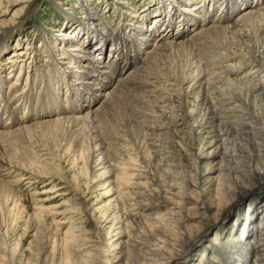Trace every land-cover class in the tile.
<instances>
[{"label": "bare ground", "instance_id": "6f19581e", "mask_svg": "<svg viewBox=\"0 0 264 264\" xmlns=\"http://www.w3.org/2000/svg\"><path fill=\"white\" fill-rule=\"evenodd\" d=\"M5 1L27 4L29 0H0V18L8 12V7L4 8ZM147 1L142 5L146 11L144 17H134L129 6L122 10L126 28L120 31L104 26L100 34L96 31H92L94 35L85 33L88 28L92 30L91 14H87L85 22H80L83 26L76 25L77 31L59 34V44L66 43L69 47L61 48L58 44L61 49L58 51L50 44L45 48L48 80L38 75L36 83L27 75L25 82L29 85L19 90L22 85L19 82L25 75V61L31 57L30 46L10 58L13 61L8 79L3 78L0 67V145L16 144L18 150L15 162L11 156L7 160L0 159V175H11L15 184L56 175L57 163L60 166L68 162L73 168L79 163L86 175L94 173L96 164L100 168L110 167L105 158L108 147L115 148L116 159L111 168L126 177L129 174L124 173L121 165L125 158L132 161L134 157L147 167L156 157L160 158L159 152L167 155L173 150L170 144L162 143L163 136L170 141L188 140L182 147L192 161V168L184 172L189 182L183 175L176 174L174 167L168 168L165 173L170 172L168 176L175 175V179L169 182L166 176L163 200L154 199L147 190H133L137 188L133 182L129 184L133 189L123 193L122 206H119L125 216L151 221L163 230V234L132 239L131 233L122 229L120 221H113L106 232L114 234L115 239L104 246L103 253L95 250L96 244L90 245L92 240L83 233L80 218L62 217L70 221L69 227L60 246H56V242L53 244L49 264H120L123 260L127 264H177L185 257L182 251L185 240L192 244L190 254L201 244L200 241L194 245L196 239L191 242L194 232H189V236L180 233L178 246L168 238L171 232L183 228V219L187 217L182 215V210L190 211L196 218L203 216V201L215 178L218 195L224 199L229 190L240 187L238 183L264 175V54L235 49L237 42L264 31V0H231L237 1L234 4L222 0L224 14L214 19L228 24L225 27H214L218 23L210 25L212 16L205 9L214 0H155L158 10L153 13ZM22 10H15L12 18ZM24 14L30 17L29 11ZM177 16L178 24L174 21ZM150 19L153 28L151 25L152 29L148 30L146 24ZM16 26L20 23L12 27ZM172 31L178 33V37L173 36ZM74 32L76 35L72 38ZM11 33V28L4 32L2 44ZM197 49L212 54L211 70L205 71L196 63ZM56 51L60 55V61L56 62L59 70L53 71V62L49 60H53ZM23 55L25 59L20 58ZM39 83L40 87L35 88ZM215 83L221 84L219 92L211 93V85ZM136 85L142 91L135 90ZM188 96L193 97L195 103L194 108L186 110ZM20 111L22 115L18 116ZM113 119L117 122L111 131L116 135L103 137L100 121L108 124ZM205 126L209 127V132L204 130ZM203 130L206 132L202 133ZM107 139H110L109 146ZM195 141V146L190 143ZM48 156L53 165L43 158ZM142 175L133 174L130 178L138 179ZM50 181L48 184L53 183ZM59 186L53 184L49 189L54 191ZM3 189H0L4 196L0 199V207L7 209L10 203L16 208L18 201ZM172 191L175 192L172 194ZM65 201L64 206L69 202L72 203L70 207L76 206L80 211L86 209L82 196H77L76 192ZM37 203L38 233L43 232L47 224L42 216V205ZM231 203L233 206L238 203L236 215H239V227H243L244 234L236 233L230 240L232 247L227 249L230 254L228 257L219 255V264H248L250 261L264 264V193L255 205L254 200L242 207L236 199ZM163 205L168 206L163 215L152 218L146 214ZM119 207H114L116 213ZM165 233L168 234L164 236ZM134 252L138 263L131 258Z\"/></svg>", "mask_w": 264, "mask_h": 264}, {"label": "rangeland", "instance_id": "374dc122", "mask_svg": "<svg viewBox=\"0 0 264 264\" xmlns=\"http://www.w3.org/2000/svg\"><path fill=\"white\" fill-rule=\"evenodd\" d=\"M237 1L233 2L231 0H227L230 4H234ZM144 3L145 0H29L27 4L23 1L9 4L5 1L4 8L8 7V12H5V16L0 18V25L2 26L0 28V67L3 68V78H9L8 74L11 72L10 67L13 61H10V58H12L14 54H17V51L30 46L32 50H30L31 57L25 61V65L23 67L25 75L23 80L21 78L19 82L22 84L18 87L19 90H21L24 85L29 83L25 82V77L27 75L29 76V79H33L32 82L36 83L38 75H44L46 80H48L49 73L47 72V65L49 63L47 61L48 59L44 58L46 54L44 50L46 47L48 48V45L50 44L53 46L55 45L58 51L61 50L59 49L61 43L59 44L57 41V39L60 38V36H58L59 34L64 35L67 33L70 34L72 31H77L78 28L75 29L76 25L77 27L83 26L80 22H85L84 18L87 14H91L92 30L89 31L88 28L84 30L85 33L89 32L91 35H94L96 33H93L92 31H96L97 34H100L103 31L102 27L104 26H109L111 31H120L121 29L126 28L123 26L125 22L123 17L124 12L122 10L125 11L130 7L131 12L133 11L132 15L136 18H141L144 17L146 13L145 9H142V5H144ZM147 3L151 7V13L158 10L157 2L155 0H148ZM138 4L140 7L136 6ZM212 4L205 9V12H208L213 18H211L210 25L213 26L218 23L214 27L227 26L228 24L223 23V21L219 22L217 20L218 18L214 19L217 15L224 14L225 6H222V0H214ZM176 9L182 10V7H177ZM15 10H22V13L12 18L13 14L16 12ZM28 11L30 13V17H26V14H24ZM128 12H130V10H128ZM132 15L128 16L132 17ZM154 16L155 15L152 17ZM178 16L174 19L176 24H178V21L180 20ZM10 20L11 23L8 24L7 22ZM17 22L20 23V26L13 28V24ZM147 23L149 24H146V29L151 30L153 28V21L150 19ZM9 28H11L12 33L9 35V38L5 40V44H2L4 39L2 36H4V32ZM105 29H108V27H105ZM171 34L178 37V33H175V31H172ZM75 35L76 33L74 32L72 38ZM124 35L127 37V34ZM81 36H78L80 39L78 42H81ZM65 46L68 49L69 44L67 46V44L64 43L61 48H64ZM235 47V49L239 52L241 51L247 53L255 50L259 54H264V31L261 35L256 37L249 36L247 39L237 42ZM58 51L55 52L53 60H49V62H53V71L59 70V68H56V62L60 61ZM207 53L208 52L200 49L195 51L196 63L200 64L202 69L205 71L212 69V65L210 64L211 61H214L212 54L208 53L207 56ZM23 56L20 58L25 59V55ZM38 69H40V71ZM16 71L17 69L13 70V74H15ZM6 82L8 83L9 81ZM37 85L38 84H35V88L40 87V83L39 86ZM220 85L221 84L218 83L211 85L210 92L214 93L215 91L218 93V87ZM134 89L142 91L139 90L138 85H136ZM185 101L186 110L194 108L195 102L193 97L188 96ZM20 112L18 116L22 115V112ZM114 119L116 120V118ZM114 119L111 121L113 124L109 122L110 126L106 121H100V125L102 124L100 126L102 130L100 134H102L103 137H109L108 135L110 134L113 136L116 135L111 131L116 124L115 122H117ZM207 128L209 127L205 126L204 130L209 132L210 130ZM204 130L202 133L206 132ZM163 137L164 138L161 139L162 143L164 142V144H170L169 147L173 150L168 151L167 155H164L163 152H159L157 156L161 158L164 155L165 158L161 160L156 157V161L152 160V163H149V166L147 167H144V164L135 161L137 159L134 157L132 161L125 158L121 165L124 169V173L129 174L126 177L122 173L120 174L111 168L112 165H114L113 160L116 159L115 153H113L115 149L114 147H108L110 148L109 153H106L105 157L108 159V166L110 167L100 168L98 167L99 165L96 164V170H94V173L92 172V174L87 173L86 175L85 171L82 170V165L79 163L73 168L71 167V164H68L67 162L61 163L60 166H58V163L56 164L58 169L56 175L51 172L55 176H53V174L47 176L44 175L45 177L42 176L44 178H40L35 182L22 180L21 182L15 184V179L11 177V175L8 177L0 175V189L4 188L3 190H8L13 198L18 201L17 203H19L16 208H14V205L10 203L8 204L7 209H2V206L0 207V264H36L37 262L40 264H49L53 244L56 242V246H60L61 241L65 238V233L69 227L70 221L64 220L62 217L71 218V216H74L75 218H80L81 220L78 221H82L83 233L92 240L90 245L94 246V244H96L95 250L103 253L105 250L104 246L113 242L115 239L114 234L109 235L106 232L113 221H120L122 229L128 230V232L131 233L132 239L136 237L140 239H147L149 236H155L158 233L163 234V230L158 229V225H155L153 222L148 220H133L130 217L125 216L120 208L122 206L123 193L128 189H133L132 186H129V184L133 182L137 184V188L133 190H147L151 193L152 197L154 196V199L163 200L162 198L166 176L170 173H165L168 168L174 167L173 171L176 174L178 173L181 174V176L183 175L186 178L185 181L189 182V176L184 172L192 168V161L184 154L182 147V145L186 142L188 143V140L186 139L183 140V142H178V140L170 141L168 137ZM109 140L110 139H107V146H109ZM45 142L51 144V141L49 140H45ZM190 143L196 145V141ZM9 156H11L13 161L17 159L18 150L16 144L7 143L0 145V159L7 160ZM43 158H47V161L49 159V164L53 165L50 161V156ZM7 162L10 163L9 160ZM142 173L143 175L139 176L140 178L138 179L130 178L133 174L136 175ZM174 177L175 175L168 176L167 181L169 180V182H171L170 180H173ZM50 180H53L52 184H50ZM49 181L50 183L48 184ZM53 184L60 186L56 187L54 191H51L49 188ZM238 184L240 187L237 186V189H233V187L226 193L227 197L221 199L218 195L219 190H217L218 180L215 178L212 180V185L209 189V193L206 195V200L203 201L205 204L203 216L196 218L190 211L182 210V215L187 217L183 219V228L181 230L178 229L176 232H171V234L168 235V238L175 246H178L180 233H186L188 234L187 236H189V232H194L195 234L193 233L194 235L191 242L193 243L196 239L194 245L200 241L201 244L196 248V251L190 254L189 250L192 247V244L185 240L182 248V251L185 253V257L177 264H219L221 262L219 255L228 257L230 252H227V249L232 247L230 240L237 235L236 233L244 234L243 227H239V215H236L237 212H239L236 211L238 209V203L233 206L231 202L236 199V202L239 201V203H241L240 207L247 205V203L252 200H254V205L257 204L261 194L264 193V175L255 176L249 181L246 179L244 182ZM74 192L77 193V196H82L86 204L85 210L80 211V209L76 208V206L70 207L72 206V203L69 202L67 204L64 203L65 206L62 204L63 202H66L65 200H70L71 194ZM174 192L175 191H172V194ZM2 196V193H0V199L4 197ZM35 202L42 205V209L44 210L42 216L45 217L47 224L46 229L43 232L39 231L38 233L36 231L40 224L35 218L37 206ZM116 205L118 207L120 206L118 213L114 210ZM68 208H73V210H68ZM167 208L168 206L163 205L160 206L157 211L146 214H150L148 216H151L152 218L155 216L159 217L166 212ZM240 211L242 212V209ZM115 217L120 219L116 220ZM78 221L77 223L79 224ZM259 224L260 222L256 227H259ZM167 234L168 233H165L164 236ZM205 241H208V243L205 244ZM38 249L40 252L37 258L36 253ZM168 252L172 253L173 251L168 249ZM250 257H252V255ZM131 258L136 263L139 262L137 253L134 252ZM252 263L253 262L250 261L248 264ZM120 264H127V261L123 260Z\"/></svg>", "mask_w": 264, "mask_h": 264}]
</instances>
